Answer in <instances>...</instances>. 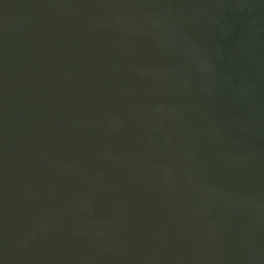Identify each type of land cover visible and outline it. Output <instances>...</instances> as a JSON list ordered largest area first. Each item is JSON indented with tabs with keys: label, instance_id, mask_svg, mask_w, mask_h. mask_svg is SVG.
I'll return each mask as SVG.
<instances>
[{
	"label": "water",
	"instance_id": "obj_1",
	"mask_svg": "<svg viewBox=\"0 0 264 264\" xmlns=\"http://www.w3.org/2000/svg\"><path fill=\"white\" fill-rule=\"evenodd\" d=\"M0 264H264V0H0Z\"/></svg>",
	"mask_w": 264,
	"mask_h": 264
}]
</instances>
